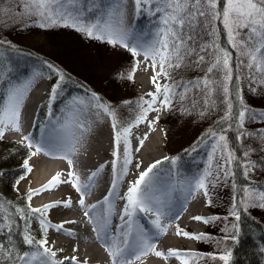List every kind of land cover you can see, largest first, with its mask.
<instances>
[{"label": "snow or ice", "instance_id": "1", "mask_svg": "<svg viewBox=\"0 0 264 264\" xmlns=\"http://www.w3.org/2000/svg\"><path fill=\"white\" fill-rule=\"evenodd\" d=\"M84 3L89 7H84L81 0H10L6 6L5 0H0V29L30 21L34 26L44 29L72 28L90 39L106 42L113 47L120 46L133 58L143 56L144 62H150L145 65L144 70L151 68L150 80L155 91L147 92L139 98L135 118L127 123L121 122L116 109L103 102L96 93H92L87 100V106L96 109L97 115L103 114L110 120L113 133L110 161L112 180L103 200L91 206L85 205L84 196L90 192L95 178L106 166L100 165L87 177V182H81L79 174L73 170L71 150H66L62 156H55L54 153L60 146L48 134L42 136L39 142L31 135H22L21 143L28 149V154L22 165L24 174L16 180V185L31 173L29 160L39 154L67 160L69 171L63 180L61 174L57 173L41 189L30 188L24 207L0 199V236L3 237L0 240V264H88L87 260H79L75 254L78 253L77 248L72 249L73 255L57 259L58 252L63 249L53 250L47 239L50 228L57 233L73 236L65 225L73 224L74 221L52 224L47 218L53 208L73 207V198L69 196L42 207H31L34 196L50 192L61 184L70 185L74 189L78 196L75 203L84 209V217L94 225L92 231L103 242L111 264H143V258L149 255L162 259L165 264L172 259L178 264H199L207 259L231 264L233 251L230 247L208 254L173 248L158 250L152 235L140 223V217L146 215L152 218L151 225L156 235L167 234L170 224L163 223L162 217L165 215L168 189L161 184L158 172L159 165L164 161H170L173 167L176 166L178 157H165L164 161L151 163L134 181L128 183L123 194L118 191V185L133 164V151H140L144 140L148 139L145 133L138 140L139 146L133 149L130 141L133 129L144 123L152 129L158 123L159 116L149 119L150 113L172 111L174 108L180 110L177 105L183 107L185 101H188L193 109L199 111L201 117L222 111L213 121L215 127L209 126L199 138L198 144L191 149L197 151L199 144H203L209 150L202 173L188 184L189 196L195 197L202 192L205 206L212 207L211 190L222 183L231 184L235 194L229 211L231 220L222 229L224 244L229 240L239 242L242 215H252L257 210L264 212V183L254 176L257 172L264 175V162L256 155L264 154V0H131L137 15L158 17L156 30L150 41L130 39L131 33L125 27L127 0H115L104 17L99 19H88L85 15L96 0H84ZM218 23L227 36L228 48L219 43ZM7 43L9 42L0 40V46ZM140 63L141 61H135L124 74L127 80L134 78ZM47 67L58 77L48 95L47 106L50 108L60 98L66 77L55 65L47 63ZM188 71H195L200 75L186 77L185 73ZM41 75L42 73L34 72L23 83L9 87L5 97L0 98V140L5 137L6 130L22 132L21 107L26 93ZM4 77L5 69L0 63V81ZM161 80L164 82L161 83ZM244 83L249 85L252 96L262 102L259 107L243 95L241 85ZM60 102L64 103V100L61 99ZM85 103L80 98H73L67 102L66 108L83 106ZM184 111L187 112L188 109L184 108ZM249 124H259L261 127L249 130ZM229 132L235 133L234 138L241 146L239 155L230 144ZM135 167L139 169L140 164L137 162ZM236 168L241 170L242 177L247 182L239 187L234 182ZM117 199L123 201L118 213L115 211ZM113 215H118L119 218L115 229L111 227ZM192 219L209 225L220 218L215 215L208 218L197 215ZM34 220L39 223L40 239L31 234ZM17 231L21 236V243L30 250H22L13 242ZM175 235L196 242L213 241L211 234L190 233L178 225ZM220 243L221 241H216L218 247Z\"/></svg>", "mask_w": 264, "mask_h": 264}, {"label": "rangeland", "instance_id": "2", "mask_svg": "<svg viewBox=\"0 0 264 264\" xmlns=\"http://www.w3.org/2000/svg\"><path fill=\"white\" fill-rule=\"evenodd\" d=\"M9 3L10 0H5V6ZM81 3L84 7H89L88 4L84 3V0H81ZM114 3L115 0H96L95 5L92 6L91 10L87 11L85 15L88 19L102 18L108 11V8L112 7ZM126 7L127 19H129L130 16L139 17L138 26H135L136 28H134V32L140 33V35L137 36L136 40L150 41L152 39V34L156 30L158 17L145 14L137 15L134 12V6L132 5L131 0H127ZM131 24L132 27L129 24V32L133 30L134 22ZM146 36L147 38L144 39ZM0 40L21 45L34 51L37 55H39L38 57H42V59L50 61L51 64L61 69L66 75L74 77L76 80L85 85L86 91L89 94L87 96L77 97L81 100H84L86 102L85 105L75 106V109L68 115L65 123L70 121L69 117H71L74 122L78 123V121H80V118L77 117V115L79 116V110H84L88 113L89 118L81 115L82 117L84 116V118L87 119L82 124L83 128L89 129L86 134H84L87 139V147L85 149V153L80 155L76 154L74 156H71L70 158L72 159V161L76 160L80 164L89 159V157L90 159L94 158V154H97V157L99 158V160H101L100 164L102 163V161H105L104 165L106 166L104 171L95 178L97 182L94 183V186L91 188L90 192L85 194L84 199L86 205V203L90 201L96 191L100 190L103 186L108 188L110 186L111 180L110 182H107L104 180V178L100 177H103L104 174L109 175L111 173L110 161L112 160L111 153L113 149V133L110 120L103 114L97 115L96 109L87 106V100L91 97L92 93H96L101 97V100L103 102H107L116 109L118 119L121 122L127 123L129 121H132L135 118L137 111L136 104L139 98L145 96L146 93H142L144 84H139L138 82H136V75L139 68L137 69V72L132 80H127L124 74L127 73V71L135 63V61H141L139 67L143 66L144 69L145 65L150 62H144L143 56L133 58L128 51L120 46L113 47L106 42H102L96 39H90L86 35L77 32L72 28L49 27L47 29H44L34 26L30 21L23 24L10 25L7 28L0 29ZM131 40L136 41L133 38H131ZM49 70L50 69L45 64L36 69L35 72L42 73V75L34 81L30 90L26 93L24 101L32 97L30 94L33 93L34 90H37V92H39V96L37 98H39L45 92L43 101L48 100L50 87L46 80L45 73ZM143 75L145 77H148L147 83L149 84L151 91H155L154 86L150 80V77L152 75L151 68L149 67L147 71L144 70ZM196 75H200V73H197L195 71H188L185 73L186 77H195ZM55 77L57 76L54 75V78ZM163 82L164 81L161 80V83ZM241 87L245 98L250 102H254L256 106L259 107L262 102L256 97L252 96V94L249 92V85L247 83H244L241 85ZM124 101H129L130 103L124 104ZM177 107H179L180 110H176V108H174L172 111L161 110L159 113L152 112L149 114V117L153 116L152 119H154L158 115L159 121L158 123H155L153 125L152 129L148 128V139L144 140L143 147L140 148V151H133V164L129 166V170L133 169L134 172L132 173V177L130 178L128 183L134 181L139 176V173L141 171H144L151 163L157 160L164 161L165 157L179 158L176 166L173 167L170 164V161H167L166 167L162 168V170L159 171L160 174L165 173V175L167 174V172H169L172 178V180L167 184V189L172 187L174 188V186H177V183L188 185L190 181H193L202 173L203 167L206 163V154L209 149L203 144H199L197 151H192L191 149L198 144L199 138L204 134L205 130L209 128V125L212 124L216 116L214 114H211L207 117H201L199 115V111L193 109L188 101H185L183 107H181L179 104L177 105ZM184 108H187L188 111H184ZM21 110H23L22 107ZM145 124L147 125V123L141 125ZM49 125L51 128L50 130L59 131L58 129H60L57 128V125L59 124L55 121H51ZM247 127L249 130H256L260 128L261 125L249 124L247 125ZM81 130L82 134L84 132L83 130L85 129ZM47 132L44 133V135L48 134ZM153 134L157 137L158 146L154 148V151L150 152L149 154H145L143 149L144 147H146L147 141ZM22 135L23 134L21 133L6 130L5 137L2 139V141H13L21 144ZM44 135L42 133V136ZM104 139L108 141V146L106 145ZM96 140L102 141V146L98 150L95 149L94 141ZM132 146L133 149H135L139 146V143L132 144ZM239 150L241 151L240 145ZM256 155L260 156L261 161L264 162V154L257 153ZM41 156L45 155L39 154L29 160V165L32 168L31 173H28L26 175V178L24 180H21L20 183L15 186V189L17 190V192H19V194L26 193L30 188L32 189V183L34 182L33 174L35 173L36 169L35 165H33L31 161H33L34 159H40ZM153 157L159 158H156V160L149 162V160L153 159ZM253 158L255 159V157ZM137 162L140 164L139 169L135 167V164ZM96 170H91V173ZM91 173H86L87 177ZM79 176L81 182H87V177L85 178L82 175ZM254 176H256L257 179L261 180L262 183H264V175H260L259 172H257L254 174ZM125 178L126 176H123L119 181L118 191L120 192V194H123L127 190L128 183L123 184L122 181ZM98 182H101V186L99 187ZM181 184H179L178 186H182ZM221 187L225 192V198L223 201L216 200L217 207L214 206L212 209V212L216 213L220 219L216 221V223L218 224L217 227L212 230L210 229L213 232V234L211 235L213 237V241L209 243L202 242L203 246L202 249H200V253H214L222 251L225 247H229L230 240L227 242V244H224L222 242V237L224 236V232L222 231V229L224 228L225 224L231 220L229 211L232 206V196L235 193L230 183H222ZM59 190L63 194V197H61V199H67L69 196L72 197L73 195L77 196L74 189H72L70 185L61 184L59 186ZM200 194L204 197L202 192H200ZM88 195H90V198L88 197ZM55 201H50L46 204L53 203ZM120 204L123 205V201L117 199L115 202V210ZM43 205H45V203ZM184 205L185 198H183L178 191L173 197V200L170 201L168 207L166 209L164 208L165 215L162 217L163 223L170 224L168 228L169 236L170 238L172 237L176 242L174 247L179 250H187L191 247H198L196 246V241L184 237H177L175 235L177 225L181 229H189L194 234H198L196 233V230H194L193 228H189V226L195 222L192 218L182 219L181 221H179L180 215L177 216V214H179V211L183 209L182 207ZM31 207H36L32 203V201ZM71 208L51 209L48 213V221L51 223H55L56 220L60 218L63 212L67 210L69 211ZM120 209L121 208L118 207V211H120ZM80 214L83 215L82 210L80 211ZM250 216L264 226V212L258 210L253 211L252 215ZM226 217L228 218L227 220L225 219ZM85 220L86 222L80 223L78 227L74 228H80V230L85 229V227L88 226L87 221L89 222L88 218ZM172 221L179 222L176 226H174L172 225ZM140 223L147 226V231L155 230L152 227L151 223L147 222L143 218V215L140 217ZM55 234H57V232L54 229L50 228L47 235V239L50 243L54 238H56ZM216 241H221L219 247L217 246ZM93 244H96L98 246V243H96L95 241L93 242ZM261 252V261L264 264V245L261 246ZM102 254L110 260L105 250H103ZM169 262L172 264L178 263L174 259L169 260ZM200 262V264H222L221 261H213L211 259Z\"/></svg>", "mask_w": 264, "mask_h": 264}, {"label": "bare ground", "instance_id": "3", "mask_svg": "<svg viewBox=\"0 0 264 264\" xmlns=\"http://www.w3.org/2000/svg\"><path fill=\"white\" fill-rule=\"evenodd\" d=\"M131 21V16L129 19H125V27L129 29V22ZM143 66H140L136 75V82L143 83L144 86L142 88V93H147L150 92V86L147 83V76L145 77ZM43 93V92H42ZM32 97L30 99H27L26 101H23V106L21 110V118H20V126L22 129L21 134H26L27 130L29 129V126L32 125L33 118H34V113L37 108L38 104H41L43 101V96L45 95V92L39 97V92L37 90H34L33 93L30 94ZM81 115H84L86 118H89L88 113L85 112L84 110L79 111V116L77 117L80 118V121L78 123L76 122L73 124L70 128V130L67 132V135L63 137V139L60 140L59 144V149L54 153L55 156H62L64 155V152L66 150H71V156L74 155H80L85 153L86 149V132L89 130L88 128H83L82 124L85 122L84 116L82 117ZM153 116L149 117V119H152ZM78 120V119H77ZM81 129L84 132L81 134ZM10 131V130H9ZM149 129L148 126L145 125H140L138 128L133 129L132 136L130 137V141L132 144L138 143L139 139H142L145 135V133H148ZM97 141V142H96ZM94 141L95 144V149L98 150L102 146V141L96 140ZM106 142V145L108 146V141L104 139ZM94 146V145H93ZM158 146V140L156 135H152L150 139L146 143V147H144L143 151L145 154H149L150 152L154 151V148ZM104 151V147H103ZM95 157L87 159L83 163H78V161L73 160V165H74V171H76L79 175L84 176L85 178L87 177L88 173H91V170H96L99 168V164L101 160L97 157V154H94ZM156 158L159 157H153V159H150L149 162L156 160ZM105 161H102L100 165H104ZM33 165H35V173L33 174L34 177V182L32 183V189H41L45 184L49 182V180L52 179L53 176H55L57 173L61 174V179H65V174L69 171V167L67 164V160L65 159H59V158H53L50 156H41L40 159H34L31 161ZM134 172L133 169L128 171V174L126 175V178L123 179V184H127L130 178L132 177V173ZM87 173V174H86ZM100 178H104L105 181L110 182L112 180V174L110 173L109 175H103ZM99 178V179H100ZM98 179V180H99ZM97 182V180H95ZM106 182V183H107ZM168 180H165L164 183L162 184L165 188H167ZM107 185V184H106ZM101 186V182H98V187ZM182 187L184 188L185 191V205L183 207V213L180 216V220L182 219H189L192 218L193 216H203L205 218L211 217L213 215L218 216L216 213L212 212L213 207H217L216 200L223 201L225 198V192L222 189L221 186L211 190V195L213 199V206L212 207H206L205 206V197H203L200 192L195 195V197H191L188 194V186L186 184H182ZM107 189L108 187L103 186L100 190L96 191V193L93 195V197L90 199L89 202L86 203V206H91L93 204H97L98 202L102 201V197H104L107 194ZM97 190V189H96ZM161 193H157V195ZM168 195V193H167ZM63 197L62 192L59 190V187L50 191V192H43L39 196H34L32 200V203L36 206H42L44 203H48L50 201H55L59 200ZM90 198V195H88ZM73 201L75 202L78 199V196H72ZM167 201V196L165 197ZM170 202L167 201L165 206H168ZM121 204L118 206L121 208ZM118 207L116 208L115 211H118ZM84 212V209H81L78 205V203L73 204V208H71L69 211H65L62 213L60 218L56 220V222H52V224L56 223H61L63 221H74L75 223L73 224H66L65 228L67 230H70L73 233V236L69 237L66 236L62 233H57L56 238H54L51 242L53 250H58V249H63L62 252H58L57 259H61L64 256H70L73 255L74 253L72 252L73 248L78 249V253H75L78 255L79 260H87L88 264H110L111 261L105 257V255L102 254L104 247H103V242L99 239H97L96 233L92 231L93 224L88 222V226L85 227V229L80 230V228H74L78 227L80 223L86 222L84 215L80 214V211ZM95 212V210H94ZM119 212V211H118ZM117 212V213H118ZM112 220V229H115L116 225L119 223V218L118 215H113L111 217ZM172 221V225L176 226L178 222ZM217 223L215 224H209V225H204L202 222H197L195 221L192 223V225L189 226V228H193L196 230V233H208V234H213L211 231L212 229H215L217 227ZM211 229V230H210ZM153 230V229H151ZM188 232L193 233L189 229H187ZM152 237L153 240L157 243V249L162 250V251H167L169 248L177 249L175 248L176 242L173 240V238L169 236V233L167 232L166 235H156L155 231H148ZM114 234V233H112ZM95 241L98 243V246L96 244H93ZM164 245V246H162ZM196 246L198 247H191L190 249H187L189 251H195L200 253V249H202L203 243L202 242H196ZM169 262V261H168ZM167 264H172L168 263ZM201 263V262H200ZM199 263V264H200ZM143 264H165V261L159 258H155L153 255H149L147 257L143 258ZM178 264V263H176Z\"/></svg>", "mask_w": 264, "mask_h": 264}, {"label": "trees", "instance_id": "4", "mask_svg": "<svg viewBox=\"0 0 264 264\" xmlns=\"http://www.w3.org/2000/svg\"><path fill=\"white\" fill-rule=\"evenodd\" d=\"M219 35V43L221 46L228 48L227 36L224 32L222 25L217 24ZM231 51V49H229ZM34 51L14 43H7L0 46V63L3 64L5 69V77L0 81V98L5 97L7 89L13 85L23 83L31 75V71L35 67L37 62H48L50 61L38 57ZM235 56V53H233ZM65 74V73H64ZM55 74L49 73L47 77V82L49 84L50 90L51 86L56 82L58 77L54 78ZM65 83L63 86V92L60 98L54 103L50 108L48 105V100L41 106L40 109V120H42V115L49 109L52 113L64 109L68 100L76 96L77 94L86 91V87L83 83L76 80L74 77L65 74ZM61 99L64 103H61ZM222 108V105L219 106ZM216 116L215 120L222 114V111H216L212 113ZM39 118V117H38ZM214 120V121H215ZM215 127L212 124L209 125ZM230 144L236 149L237 155H239V144L235 140V133L229 132ZM28 149L17 142H5L0 141V199L10 201L13 205H18L21 207L25 206L26 203V193L19 194L15 189L16 180L20 175L24 174V169L22 167L24 160L27 158ZM234 182L237 183L238 187L246 184L247 182L243 179L241 170L236 168V176ZM240 236L239 242L233 243L229 241V247L233 251V259L231 264H263L261 261L262 252L261 246L264 245V226L252 218L250 215H242L240 221ZM31 234L37 239L41 238L40 228L38 221L32 222V232ZM0 240L3 237L0 236ZM7 244V241H3ZM16 246L22 250L28 251L30 249L21 243V236L17 231L13 241Z\"/></svg>", "mask_w": 264, "mask_h": 264}]
</instances>
